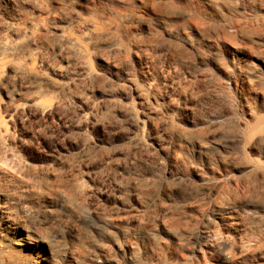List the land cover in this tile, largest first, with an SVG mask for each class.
<instances>
[{
	"label": "rangeland",
	"instance_id": "1",
	"mask_svg": "<svg viewBox=\"0 0 264 264\" xmlns=\"http://www.w3.org/2000/svg\"><path fill=\"white\" fill-rule=\"evenodd\" d=\"M200 44L235 52L243 78ZM108 66L121 78L97 80ZM70 132L55 155L18 147L39 134L52 153L47 137ZM0 190L62 199L83 222L53 233L61 264H264L260 0H0Z\"/></svg>",
	"mask_w": 264,
	"mask_h": 264
},
{
	"label": "clouds",
	"instance_id": "2",
	"mask_svg": "<svg viewBox=\"0 0 264 264\" xmlns=\"http://www.w3.org/2000/svg\"><path fill=\"white\" fill-rule=\"evenodd\" d=\"M147 2L148 0H144L145 4ZM129 3L131 4L132 0H129ZM260 3L264 6V0H260ZM140 19L143 20L144 18L140 17ZM137 42L148 43L149 40L147 38H130L129 40L130 44ZM187 42L196 43L191 35L187 37ZM195 54L201 57L204 63L215 65L228 79L243 78L240 65L245 62L239 60L235 52L222 49L215 45L200 44ZM153 59H156V57H153ZM156 67L160 71H164L162 61ZM122 71H124L123 68L108 66L103 68L101 72H98L96 78L97 80L107 82L108 78L104 75L105 72L121 78L120 74ZM130 71L134 77V66ZM152 71L153 68L149 65L145 69V74ZM170 74L165 72V75ZM225 87H227V81H225ZM240 99L244 103H248L251 100L243 92H241ZM180 103V100L175 96L170 100V104L176 105L177 107H179ZM23 106L21 105V107ZM32 107L34 111L37 110L34 105ZM73 113V115L68 116L67 112H63V116H68V120L73 124L83 120V117L75 114V109H73ZM23 118L27 120L26 116ZM30 127V124H25L26 129ZM47 127L52 126L47 125ZM38 132L42 133L43 129H39ZM105 132L107 133L106 129ZM75 136L76 134L71 132L67 136L63 133H60L55 138L48 136L47 140L53 149L52 153L48 152L39 134H33L29 138L21 137L18 147L24 148L30 154L55 155L58 151L56 149L57 143L64 144V140L75 138ZM11 139L14 141L17 139L15 132L12 133ZM89 139L91 138L89 137ZM64 146L67 147V145ZM92 146L94 145H86L85 149ZM85 149H81L80 155L85 154ZM116 183H121V181H116ZM0 195H3L2 190H0ZM83 226V222L77 220L62 199L55 197L46 199L37 196L25 198L24 193L21 191L9 192L5 198L0 199V264H61V260L54 258L53 248L55 252L60 253L63 257L65 246L61 241H57L56 245L50 247L51 241L55 238L53 233L57 236L62 235L64 232L75 233ZM138 257L139 250H137L136 254V258Z\"/></svg>",
	"mask_w": 264,
	"mask_h": 264
},
{
	"label": "bare ground",
	"instance_id": "3",
	"mask_svg": "<svg viewBox=\"0 0 264 264\" xmlns=\"http://www.w3.org/2000/svg\"><path fill=\"white\" fill-rule=\"evenodd\" d=\"M232 208V206H231V202H227V203H225V204H221V206H220V210L221 211H223V213H229ZM229 218H231V216L229 215ZM232 219V218H231Z\"/></svg>",
	"mask_w": 264,
	"mask_h": 264
}]
</instances>
